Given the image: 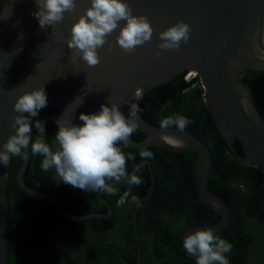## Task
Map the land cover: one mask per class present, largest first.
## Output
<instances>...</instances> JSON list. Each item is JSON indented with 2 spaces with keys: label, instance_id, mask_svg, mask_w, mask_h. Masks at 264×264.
Masks as SVG:
<instances>
[{
  "label": "water",
  "instance_id": "obj_1",
  "mask_svg": "<svg viewBox=\"0 0 264 264\" xmlns=\"http://www.w3.org/2000/svg\"><path fill=\"white\" fill-rule=\"evenodd\" d=\"M133 14L145 15L152 23L154 34L150 42L137 47L134 53L123 52L115 42L119 29L98 49L101 62L88 67L77 58L70 60L67 47L71 25L90 6V0H76V9L65 13L64 20L56 25L41 28L33 12L38 10L35 0H0V150L3 143L14 132L13 123L18 115L14 110L15 100L25 91L43 86L47 94V106L36 117L31 118V129L36 121H50L57 126L63 119L81 125V113H94L102 104L120 105L127 117L130 105L137 102L134 91L143 89V96L153 86L168 82L182 70L199 77L204 101L221 138L230 152L239 160L258 167L264 174V119L255 108L250 92L240 79L247 68L264 72V60L257 57L253 39L264 48V0H126ZM183 20L192 29L187 44L179 50H161L159 32ZM121 21V26L124 24ZM160 52L157 56L156 53ZM109 98V100H108ZM143 99V98H142ZM141 99V100H142ZM140 101L137 103L139 104ZM53 108L52 111H46ZM138 131L144 134L141 141L130 138L129 146L145 150L158 146L171 151L192 150L195 152L194 181L200 199L214 209L219 218L212 223L194 225L181 236V247L185 254L196 260L184 248V239L198 229L211 228L214 233L228 226L230 209L225 200L208 187L211 153L208 145L193 133L176 127L161 129L151 124L138 113ZM31 131V133H32ZM171 135L184 141L174 147L161 139ZM236 138L244 155L234 148L231 138ZM21 155L16 173L19 187L28 194L52 203L64 216L83 220L90 217L109 218L111 204L95 192L96 199L103 203L107 212L76 214L70 211L52 193L30 187L23 175L30 156V145ZM143 163L149 168L150 185L144 196L132 210L131 221L136 239L137 257L129 262L120 250L109 244L98 243L87 247L72 259L76 262L87 252L101 247L114 250L125 264H137L140 259V237L136 218L141 204L154 188V175L148 158H141L128 172H136ZM7 166L0 163V264H7L8 200ZM122 182V181H121ZM116 184V182H111Z\"/></svg>",
  "mask_w": 264,
  "mask_h": 264
},
{
  "label": "trees",
  "instance_id": "obj_2",
  "mask_svg": "<svg viewBox=\"0 0 264 264\" xmlns=\"http://www.w3.org/2000/svg\"><path fill=\"white\" fill-rule=\"evenodd\" d=\"M187 73L182 70L168 82L150 88L139 103L140 113L157 126H160V119L167 116L183 115L192 121L185 130L202 139L211 153L208 187L221 196L230 209L228 226L215 233L232 245L231 251L225 254L229 264H264V174L258 167L237 159L230 152L206 106L199 77L187 78ZM240 79L264 119V72L247 68L241 72ZM42 122L45 140L52 145L57 126L47 120ZM31 135L33 140L39 135L36 128ZM131 138L141 141L144 134L137 130ZM231 142L237 152L244 155L241 143L233 137ZM120 146L126 155L130 152L135 157L127 161L129 172L144 157L139 155L141 149ZM147 150L153 153L148 159L153 170L154 188L137 212L142 258H147L143 240L149 234L155 261L181 264L184 260L196 264L183 251L181 236L194 225L217 221L219 214L197 193L195 152L171 151L158 146H150ZM42 159L39 155L33 156L30 150L23 175L27 185L52 193L73 213L107 212L106 206L96 199L95 192L58 182L54 170L43 171ZM20 163L21 157L13 156L7 165V264H70L79 252L98 243L113 245L129 262L135 261L137 248L131 214L136 203L132 196L139 200L149 188V168L145 163L138 168L139 172H135L142 183L131 187L124 205L117 206V200L129 190L122 181L113 184L118 189L116 195L101 192L112 206V215L107 219L90 217L83 220L67 218L52 203L22 190L16 181ZM122 242L132 247L127 248ZM84 261L125 264L114 250L106 247L87 252L76 264Z\"/></svg>",
  "mask_w": 264,
  "mask_h": 264
},
{
  "label": "clouds",
  "instance_id": "obj_3",
  "mask_svg": "<svg viewBox=\"0 0 264 264\" xmlns=\"http://www.w3.org/2000/svg\"><path fill=\"white\" fill-rule=\"evenodd\" d=\"M38 10L33 12L39 26L45 28L61 23L65 13L76 9V0H35ZM121 21L125 23L121 26ZM119 29L115 42L119 48L128 54L135 52L152 40L154 28L145 15L133 14L126 0H90L84 13L71 25V35L67 39V47L71 50L70 60L77 62L82 59L90 68L100 64L98 49L106 44L109 49L112 43L109 37ZM192 29L183 20L170 25L159 32L161 50H179L181 44H187ZM257 57L264 60V48L253 39ZM157 56L160 55L158 51ZM135 101L143 98V89L134 91ZM109 100V98H108ZM137 102H125L130 105V111L125 116L120 111V105L111 103V107L102 104L98 112L81 113L79 119L83 124L76 125L63 119L57 122V133L52 145L45 140L44 122L36 121L35 128L39 135L33 140L31 135V118L47 106V94L43 86L31 91H25L17 97L14 110L18 113L13 129L14 132L3 143L0 150V163L8 165L13 156L27 155L25 149L30 145L33 156H41V169L45 172L54 170L58 182L62 181L75 188L91 192H104L116 195L118 189L111 182H125L127 191L117 200V206L124 205L131 193L132 186L142 183L140 176L127 171V161L135 159L132 153H124L120 145L128 147L131 136L139 128ZM192 121L183 115L167 116L160 119V128L176 127L184 131ZM161 139L174 147H181L183 140L171 135H162ZM54 146V147H53ZM140 157L151 159L153 153L147 149L139 152ZM139 172V169H136ZM134 203H139L132 196ZM184 248L196 257V264H229L226 253L232 245L217 236L211 228L198 229L184 239Z\"/></svg>",
  "mask_w": 264,
  "mask_h": 264
},
{
  "label": "flooded vegetation",
  "instance_id": "obj_4",
  "mask_svg": "<svg viewBox=\"0 0 264 264\" xmlns=\"http://www.w3.org/2000/svg\"><path fill=\"white\" fill-rule=\"evenodd\" d=\"M131 223H132V221H131ZM133 227V226H132ZM140 237V236H139ZM152 239V237H151V235L149 236V234L148 235H146L145 236V239L143 240V245H144V247H145V249H146V251H147V258L145 259V260H143V258H142V241L140 240V251H141V254H140V259H139V261H138V263L137 264H163L162 262H159V261H155L154 260V258H153V252H152V248H151V240ZM123 241V240H122ZM135 242H136V239H135ZM123 243V242H122ZM121 243V244H122ZM122 245H126V247L128 248V247H132V245H129V244H127V242H125V244L123 243ZM137 248V247H136ZM146 255V254H145ZM137 257V256H136ZM192 259V258H191ZM194 260V259H193ZM135 261H136V259H135ZM134 261V262H135ZM196 261V260H195ZM83 264H90V261L88 262V261H84L83 262ZM180 264V263H179ZM181 264H194L193 262H189V261H184L183 260V263H181Z\"/></svg>",
  "mask_w": 264,
  "mask_h": 264
},
{
  "label": "rangeland",
  "instance_id": "obj_5",
  "mask_svg": "<svg viewBox=\"0 0 264 264\" xmlns=\"http://www.w3.org/2000/svg\"><path fill=\"white\" fill-rule=\"evenodd\" d=\"M194 74H191V72H188L186 77L189 78V77H192Z\"/></svg>",
  "mask_w": 264,
  "mask_h": 264
},
{
  "label": "bare ground",
  "instance_id": "obj_6",
  "mask_svg": "<svg viewBox=\"0 0 264 264\" xmlns=\"http://www.w3.org/2000/svg\"><path fill=\"white\" fill-rule=\"evenodd\" d=\"M191 74H194V73L191 72Z\"/></svg>",
  "mask_w": 264,
  "mask_h": 264
}]
</instances>
